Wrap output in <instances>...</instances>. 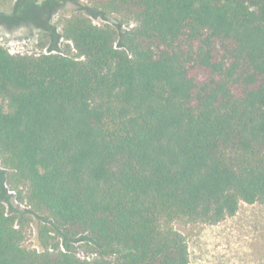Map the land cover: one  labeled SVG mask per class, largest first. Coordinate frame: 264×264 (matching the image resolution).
I'll return each mask as SVG.
<instances>
[{"label": "trees", "instance_id": "1", "mask_svg": "<svg viewBox=\"0 0 264 264\" xmlns=\"http://www.w3.org/2000/svg\"><path fill=\"white\" fill-rule=\"evenodd\" d=\"M89 2L133 28L79 13L62 53L0 45V161L66 248L47 224L43 251L25 248L0 202V264H191L175 220L264 204V0ZM21 3L15 21L39 25Z\"/></svg>", "mask_w": 264, "mask_h": 264}, {"label": "rangeland", "instance_id": "2", "mask_svg": "<svg viewBox=\"0 0 264 264\" xmlns=\"http://www.w3.org/2000/svg\"><path fill=\"white\" fill-rule=\"evenodd\" d=\"M22 1L42 7L39 25L28 20L15 21L13 16L24 9L20 10L24 7ZM79 13H85L95 24L117 26L121 34L134 26L132 22H119L112 15L97 14L89 0H6L0 2V45L13 54L62 53L67 45L62 38L63 26ZM19 192L26 198V188L16 190L9 185L0 161V202L9 215L16 217L18 229L23 230V246L43 251L39 230L44 224L50 227L54 243L59 246L63 242L62 235L46 216L33 213L26 199L20 201ZM173 227L187 239L191 264H264V204L242 203L235 216L216 225L182 218L175 220ZM70 244L80 258L95 254L90 253L94 245L87 236L78 237Z\"/></svg>", "mask_w": 264, "mask_h": 264}, {"label": "built area", "instance_id": "3", "mask_svg": "<svg viewBox=\"0 0 264 264\" xmlns=\"http://www.w3.org/2000/svg\"><path fill=\"white\" fill-rule=\"evenodd\" d=\"M29 208H31V207L29 206ZM16 228H18V227H16ZM36 250H37L38 253L41 252L38 247H36ZM59 250L62 251V252H66V248H65L63 242L59 244ZM49 251L53 252L54 251L53 247H50ZM95 256H96V254H94L92 257H82L81 259L82 260H87V261H92L95 258Z\"/></svg>", "mask_w": 264, "mask_h": 264}]
</instances>
